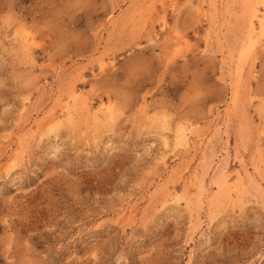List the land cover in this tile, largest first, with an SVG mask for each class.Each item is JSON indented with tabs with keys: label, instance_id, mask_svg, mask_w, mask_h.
Segmentation results:
<instances>
[{
	"label": "rangeland",
	"instance_id": "1",
	"mask_svg": "<svg viewBox=\"0 0 264 264\" xmlns=\"http://www.w3.org/2000/svg\"><path fill=\"white\" fill-rule=\"evenodd\" d=\"M263 20L0 0V264H264Z\"/></svg>",
	"mask_w": 264,
	"mask_h": 264
},
{
	"label": "bare ground",
	"instance_id": "2",
	"mask_svg": "<svg viewBox=\"0 0 264 264\" xmlns=\"http://www.w3.org/2000/svg\"><path fill=\"white\" fill-rule=\"evenodd\" d=\"M253 9V8H252ZM255 11V10H254ZM256 14V13H255ZM254 16V15H253ZM264 21V20H263ZM264 24V23H263ZM262 24H260V27H261ZM255 26V25H254ZM254 28V27H253ZM253 31V30H252ZM253 33V32H252ZM25 47V46H24ZM69 106V105H68ZM106 108V107H105ZM102 110V108H101ZM112 110H110L109 108H107L106 110H102L99 114H102L105 118H110L112 116ZM103 121V120H102ZM182 127V126H181ZM178 133V132H177ZM178 138H179V141L177 140V143L180 142V143H188L187 141H189L188 139V136L185 132V130L183 128H180L179 130V133H178ZM179 144V143H178ZM177 144V145H178ZM182 145V144H181ZM225 166V165H224ZM188 172V171H187ZM198 172V171H197ZM226 179V178H225ZM198 180V179H197ZM226 184V183H225ZM208 193V192H207Z\"/></svg>",
	"mask_w": 264,
	"mask_h": 264
}]
</instances>
